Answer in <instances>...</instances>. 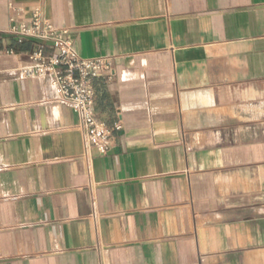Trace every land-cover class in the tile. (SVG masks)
<instances>
[{
    "label": "crops",
    "instance_id": "crops-1",
    "mask_svg": "<svg viewBox=\"0 0 264 264\" xmlns=\"http://www.w3.org/2000/svg\"><path fill=\"white\" fill-rule=\"evenodd\" d=\"M34 11L115 70L104 156L19 76ZM0 264H264V0H0Z\"/></svg>",
    "mask_w": 264,
    "mask_h": 264
},
{
    "label": "built area",
    "instance_id": "built-area-1",
    "mask_svg": "<svg viewBox=\"0 0 264 264\" xmlns=\"http://www.w3.org/2000/svg\"><path fill=\"white\" fill-rule=\"evenodd\" d=\"M10 26L4 33L16 43L30 41L36 49L29 55L31 65L18 71L21 78L46 80L55 95V101L72 111L85 131V150L93 149L104 156L113 134L120 129L118 123L107 125L95 118L94 104L97 99L95 83L99 79L110 81L115 70L109 59L81 58L74 49L67 29L56 28L34 11L28 21L9 19ZM49 47L56 52L48 56ZM12 55V51L7 52Z\"/></svg>",
    "mask_w": 264,
    "mask_h": 264
}]
</instances>
